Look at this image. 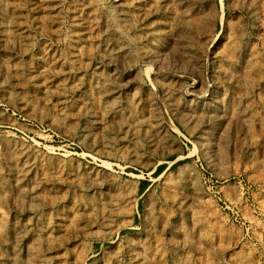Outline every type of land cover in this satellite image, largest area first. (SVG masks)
Wrapping results in <instances>:
<instances>
[{"label":"rangeland","instance_id":"374dc122","mask_svg":"<svg viewBox=\"0 0 264 264\" xmlns=\"http://www.w3.org/2000/svg\"><path fill=\"white\" fill-rule=\"evenodd\" d=\"M0 264H264V0H0Z\"/></svg>","mask_w":264,"mask_h":264},{"label":"bare ground","instance_id":"6f19581e","mask_svg":"<svg viewBox=\"0 0 264 264\" xmlns=\"http://www.w3.org/2000/svg\"><path fill=\"white\" fill-rule=\"evenodd\" d=\"M175 3H176V2H175ZM142 36H143V35H142ZM153 41H154V40H153ZM5 66H6V65H5ZM106 93H107V92H106ZM104 94H105V93H104ZM105 96H106V95H105ZM112 97H113V96H112ZM106 100H107V98H106ZM104 101H105V99H104ZM131 101H132V100H131ZM105 102H106V101H105ZM152 138H153V137H152ZM107 150H108V149H107ZM109 150H110V149H109ZM109 150H108V151H109ZM108 151H107V152H108ZM107 152H106V153H107ZM192 153H193V152H192ZM136 155H137V154H136ZM104 164H107V163L105 162ZM136 186H137V185H136ZM127 191H128V190H127ZM26 200H27V199H26ZM24 201H25V200H24ZM31 203H32V202H31ZM14 239H15V238H14ZM34 247H35V246H34ZM131 259H132V258H131Z\"/></svg>","mask_w":264,"mask_h":264},{"label":"trees","instance_id":"16d2710c","mask_svg":"<svg viewBox=\"0 0 264 264\" xmlns=\"http://www.w3.org/2000/svg\"><path fill=\"white\" fill-rule=\"evenodd\" d=\"M162 168V167H161ZM161 168L159 169V171L161 170ZM147 183H143V186H145ZM144 187H142V189H143Z\"/></svg>","mask_w":264,"mask_h":264}]
</instances>
